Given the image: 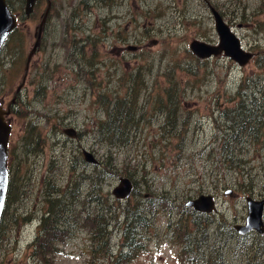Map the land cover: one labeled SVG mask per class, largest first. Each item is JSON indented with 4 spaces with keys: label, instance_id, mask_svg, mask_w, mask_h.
Here are the masks:
<instances>
[{
    "label": "rangeland",
    "instance_id": "rangeland-1",
    "mask_svg": "<svg viewBox=\"0 0 264 264\" xmlns=\"http://www.w3.org/2000/svg\"><path fill=\"white\" fill-rule=\"evenodd\" d=\"M14 1L20 22L0 49V104L9 109L18 93L5 118L12 125L10 143L20 190L2 222L0 264H45L34 241L53 198L64 199L58 210L68 226L64 240L62 232L53 239L58 253L50 258L56 264H112L105 242L95 255L106 237L96 234L93 217L112 204L106 212L109 217L113 213V219L106 221L116 251L125 240L122 208L138 202L148 221L137 227L141 246L127 264H264V233L252 230L240 236L232 229L246 221L247 196L264 198V150L251 146L250 179L229 162L212 165L198 153L216 146L215 137L222 135L218 123L225 120L220 110L238 100L245 73L262 70L256 57L264 56V0H53L28 70L27 55L47 0H39L30 15L25 14L26 0ZM213 7L224 13L244 47L256 52L254 58L241 65L224 52L201 57L191 49L194 39L219 42ZM173 74L179 76L181 88L170 95L164 86ZM132 78L140 92L135 116L141 125L130 145L111 146L95 127L105 117L99 96L130 97ZM171 97L180 100V125L177 133L165 136L161 125L168 118L166 102ZM69 126L77 129L76 136L65 132ZM84 147L100 159V170L111 164L100 188L104 199L97 203L88 199L91 178L82 176L92 175L95 167L85 161ZM213 166L222 168L212 171ZM121 176L134 182L131 195L123 199L112 193ZM74 180L80 181L82 191L76 205L66 195ZM164 193L169 201L152 204L151 198ZM200 193L216 197L212 222L186 204ZM28 215L31 218H24ZM197 226L209 232L199 247L194 244L201 235Z\"/></svg>",
    "mask_w": 264,
    "mask_h": 264
},
{
    "label": "trees",
    "instance_id": "trees-1",
    "mask_svg": "<svg viewBox=\"0 0 264 264\" xmlns=\"http://www.w3.org/2000/svg\"><path fill=\"white\" fill-rule=\"evenodd\" d=\"M8 2L13 8V3L15 1L8 0ZM13 10L15 11L14 8ZM222 14L224 16L223 12ZM241 17L244 19V21L249 20L246 14L241 13ZM256 64L261 67L262 70H260L259 73H245V75L241 79V83L238 85V100L233 105H227L220 110V116H223L225 120L224 123H218L219 128L222 130V135H220L219 137H215L214 142H216V146L214 145L209 149L203 148L201 152H198L199 156L201 158H204L206 161L208 159H211L210 163L212 165H215L218 162H229L231 166L238 167L239 171L247 174L249 176V179L251 178L250 176L252 173V169L247 168V166H249L247 164V156L249 155L251 146H255V150L259 152L264 150V56L262 54H260L259 57H256ZM174 77L175 80H172ZM140 79L145 83L144 77L142 75H140ZM179 79V76L174 74L173 76L169 77L168 83L164 87L170 89V95H175L180 90L181 84ZM129 88H131V90L129 91L130 97H128L127 95H123L115 99H108V96L106 94H102V99L101 96H99V101L102 103V110L104 111L105 117L98 119L96 121L95 127L99 129L101 140H109L111 146L130 145V139L133 131L138 129L141 125V122L137 123L135 116L136 108L138 107V109H140L141 106L139 105L140 92L139 87L137 86V83H135V80L133 78L131 84L129 85ZM161 98L162 97H160L159 99ZM166 103V105L170 106L167 107L169 115L167 120L161 125V129L163 135L166 136V134H169L168 136H172L170 132L174 131L177 133L178 125H180L179 121L176 118L180 100L171 97ZM158 105L160 106L158 110H160L162 108V105L157 103L156 108ZM172 105L173 107H171ZM149 119L150 118L148 116L146 117L145 121H148ZM76 164L77 161L75 160L73 162L74 169H77ZM99 164L100 162L94 163L95 171L93 170V173L91 172L92 175L90 173H82V176L86 177V179L89 180L91 178V181H89L90 189L87 194L89 201H95L96 203L101 200L102 197L104 199L102 189L100 188L103 186V178H105L106 173L112 171L109 168L111 164H105L101 168V170L98 168ZM221 168L222 166H213L212 171ZM95 172L98 174H95ZM18 182L19 178L10 181V187L7 201L5 203L2 222L6 214H8L9 212L11 199L16 200V194H18L20 190ZM135 182L138 183L137 179H135ZM69 185L70 184H68V187ZM80 187V181L79 183H76L74 180L72 185L69 187L71 189L66 190L67 197H71V203H74V205H76V201L77 199H79L80 192H82ZM53 188V183L48 184V189L50 191ZM167 198L168 194L164 193L160 196L151 198V202L152 204H156L160 201H169V199ZM60 200L64 199H50V209H47V214L43 216L42 223L38 227V238L34 241V245L38 247L40 254L44 258L45 264H52L51 262L56 264L55 260H52V258H50L51 255L54 256L56 253H58V247L55 245L53 239L58 237L59 232H62L61 239L63 240L67 236L68 226L65 222L66 217H62L61 212H59L58 210V206L61 205ZM156 200L158 201L155 202ZM140 204V202L135 205L125 204V206L122 208L125 213V217L127 218L125 221V230L123 232V234L125 233V240L116 251L111 246V229L109 227L110 220L113 219V213H111L109 217L106 212L107 207L110 206L111 208L112 204H106L105 210L103 212L98 211L99 213H97L93 217V222L96 223V234L100 238L106 237V239H102L103 243H99L94 249L96 252V256L99 255L100 248H102V245L105 242L108 246V251L106 252L109 253V258H112V264H127L133 258V256L135 255V250H137L136 248L141 246V243L137 239V227L138 225H140V223L148 221L147 214L142 213ZM16 215L17 212L15 213L14 217H16ZM204 215H207L209 222H212V220L215 219V216L212 213H204ZM86 217L87 220L91 218L90 214H88ZM24 218L29 219L31 218V216L28 215ZM106 218H108L109 223L106 221ZM114 218H116V216H114ZM69 220L71 221V218H69ZM197 221L198 219L196 220V222ZM2 222L0 224V233H2L4 230L2 227ZM74 226L75 224H73L72 226L73 231L75 229H73ZM197 230H201V227L197 226ZM208 234V230H201V235L194 240V244L196 245V247H199V244L204 238L208 237ZM63 235L64 237H62ZM246 235L247 234L245 233L241 234L240 236ZM196 250L197 249L192 252V255L193 253H197ZM210 253H212V251ZM185 254H190V252L185 251Z\"/></svg>",
    "mask_w": 264,
    "mask_h": 264
},
{
    "label": "water",
    "instance_id": "water-1",
    "mask_svg": "<svg viewBox=\"0 0 264 264\" xmlns=\"http://www.w3.org/2000/svg\"><path fill=\"white\" fill-rule=\"evenodd\" d=\"M37 0H26L25 13L31 14L35 8ZM51 7V1L44 13V16L39 24L38 37L33 48L30 50L27 58V68L30 60L41 43V32L46 21V17ZM216 20V29L219 33V42L211 43L201 39H194L190 43L191 49L201 57H209L215 54L224 52L231 56L240 64H245L250 60L254 52L247 49L242 44L241 38L226 22L223 15L216 8H212ZM18 25L17 13L13 11L8 0H0V49L6 41L10 32ZM131 47H137L136 45ZM11 111L4 109L0 104V222L3 214L4 205L9 188V169H8V147L11 133V124L6 120L5 114ZM65 132L69 135L76 136L77 130L75 127H66ZM84 157L88 162H99V159L94 152L84 148ZM134 188L133 180L128 176H121L119 183L113 188L112 193L119 199L131 195ZM232 191V190H228ZM248 214L244 223H237L235 227L240 233L248 232L256 229L260 233H264V198H254L247 196ZM188 206L200 212H212L217 209L215 196L211 193H200L198 196L190 198L187 202Z\"/></svg>",
    "mask_w": 264,
    "mask_h": 264
},
{
    "label": "flooded vegetation",
    "instance_id": "flooded-vegetation-1",
    "mask_svg": "<svg viewBox=\"0 0 264 264\" xmlns=\"http://www.w3.org/2000/svg\"><path fill=\"white\" fill-rule=\"evenodd\" d=\"M17 96H18V93L15 94V96L13 97V100H11V103L8 104L9 107L11 108V110H12V107L11 106L13 104H15L16 101H17ZM2 102H4V99L2 100ZM12 145H13V143L11 144L10 141H9L8 167H9V172H10V181H12L13 179H17V176H19V173L16 174V172L14 171V161H13L12 148H11ZM21 181H22V184L24 186V169H23V172L21 174ZM22 195H24V193H22ZM18 206L19 205L15 206V209H16L15 212H19L18 211Z\"/></svg>",
    "mask_w": 264,
    "mask_h": 264
}]
</instances>
